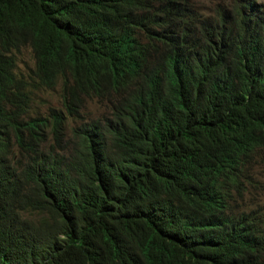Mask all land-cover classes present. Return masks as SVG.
Segmentation results:
<instances>
[{
  "label": "trees",
  "instance_id": "obj_1",
  "mask_svg": "<svg viewBox=\"0 0 264 264\" xmlns=\"http://www.w3.org/2000/svg\"><path fill=\"white\" fill-rule=\"evenodd\" d=\"M224 4L0 0V264H264V0Z\"/></svg>",
  "mask_w": 264,
  "mask_h": 264
},
{
  "label": "rangeland",
  "instance_id": "obj_2",
  "mask_svg": "<svg viewBox=\"0 0 264 264\" xmlns=\"http://www.w3.org/2000/svg\"><path fill=\"white\" fill-rule=\"evenodd\" d=\"M193 4L200 8L207 10L221 3L225 6L224 2L228 0H192ZM204 15L207 12H202ZM16 57V71L22 75L23 78L29 80L33 77L34 70V57L29 47L22 48L19 52L15 53ZM54 107L56 109H63L61 98V80H58L57 84L52 89L40 88L35 90L34 98L31 103L30 112L32 114L47 115L48 109ZM85 116H98L101 112V108L97 107V104L88 102L85 109H83ZM261 173H264V164H262ZM260 199L264 200V195L260 196Z\"/></svg>",
  "mask_w": 264,
  "mask_h": 264
}]
</instances>
